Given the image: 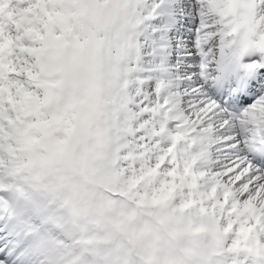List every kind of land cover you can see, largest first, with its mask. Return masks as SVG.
Wrapping results in <instances>:
<instances>
[{"label": "snow or ice", "instance_id": "snow-or-ice-1", "mask_svg": "<svg viewBox=\"0 0 264 264\" xmlns=\"http://www.w3.org/2000/svg\"><path fill=\"white\" fill-rule=\"evenodd\" d=\"M0 264H264V0H0Z\"/></svg>", "mask_w": 264, "mask_h": 264}]
</instances>
